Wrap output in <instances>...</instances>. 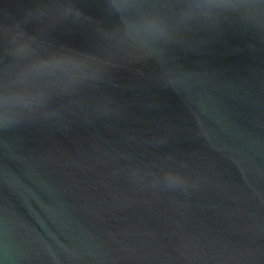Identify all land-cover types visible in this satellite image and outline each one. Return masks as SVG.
<instances>
[{
    "label": "water",
    "instance_id": "95a60500",
    "mask_svg": "<svg viewBox=\"0 0 264 264\" xmlns=\"http://www.w3.org/2000/svg\"><path fill=\"white\" fill-rule=\"evenodd\" d=\"M0 264H264V0H0Z\"/></svg>",
    "mask_w": 264,
    "mask_h": 264
}]
</instances>
